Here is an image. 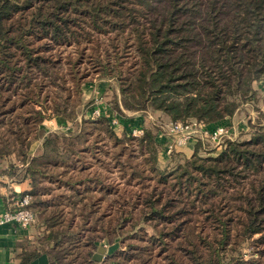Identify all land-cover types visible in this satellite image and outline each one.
Segmentation results:
<instances>
[{
  "label": "trees",
  "instance_id": "obj_1",
  "mask_svg": "<svg viewBox=\"0 0 264 264\" xmlns=\"http://www.w3.org/2000/svg\"><path fill=\"white\" fill-rule=\"evenodd\" d=\"M94 34L108 39L97 74L118 81L120 114L151 110L183 124L221 122L264 82V0H0V161L14 158L13 172L28 161L25 194L36 215L49 170L84 171L74 167L82 163L74 154L82 130L48 133L35 156L28 150L46 112L74 117L77 73L71 66L65 78L58 47L91 42ZM109 127L110 140L119 141ZM138 138L162 187L141 197L137 211L119 209L115 224L101 226L102 240L118 246L100 263L92 260L96 238L45 218L51 263L264 264V131L228 141L214 156L196 151L183 162L169 157L164 166L151 153L158 151L151 132ZM245 241L252 246L247 259L238 255ZM68 245L91 249L81 255Z\"/></svg>",
  "mask_w": 264,
  "mask_h": 264
},
{
  "label": "rangeland",
  "instance_id": "obj_2",
  "mask_svg": "<svg viewBox=\"0 0 264 264\" xmlns=\"http://www.w3.org/2000/svg\"><path fill=\"white\" fill-rule=\"evenodd\" d=\"M90 40L93 41L82 40L79 45L58 47L59 55L63 58V70L67 72L65 78H70V68L72 67L77 73L79 97L76 102L77 106H72L73 120L66 124V130L55 133L73 135L82 130V147H77L76 152H74V154H81L82 163H74V167L77 170L84 167V171L80 170L77 173L73 171L75 173L70 172L63 175L60 173V169L48 171L47 177L42 179V184L39 187L46 191L45 194L39 196L42 203H39L38 218L42 221L45 218H51L50 222H57L58 225H72V228L69 227L72 234L76 236L78 234L82 236L90 235L96 238L99 244H103L107 243V239L102 240L105 234L101 230V226H107L108 223L115 224L119 209L131 207L133 211H137L141 207V197H144L153 188L159 189L162 187L157 176L152 173L148 165L147 158L149 155L144 152V148H141L140 139L132 137L128 128L131 125L130 129L141 125L144 132H151L153 137L159 133L169 139L166 125L170 122V119L160 112L151 110L136 112L121 108L122 114L129 115L123 117L134 120L135 118L131 116H138L137 118L140 119L137 124L132 121L127 122L125 128L123 123L114 126L108 123L109 119L106 121L101 116L92 115L90 110L96 106L102 110L108 108L115 114L114 116H122L115 110V103L118 102L119 97L118 81L115 78H102L97 74V68H99L98 58L105 57L103 45L108 42V39L106 36L94 34ZM58 70L61 71V69ZM67 85H70V82ZM254 87L256 94L251 96L247 94L231 118L220 123L217 122L218 126L226 128V136L221 138L219 144L217 145V142L207 138L202 140L203 142L200 144L201 156H214L225 148L228 141L248 140L255 133L264 131V82L256 83ZM52 88L54 87L52 86ZM47 90L48 87L42 91L44 93ZM35 108L43 109L41 106L36 105ZM46 115L47 118L43 123L50 125L54 117H52L51 111L46 112ZM106 127H109L112 133L114 132L119 141L110 140L111 137L105 129ZM43 133L44 131L41 132L38 126L33 131L32 143L36 139L41 138L43 140L48 135V133L46 135H43ZM154 152L158 155L160 164L164 166L162 159L165 157L160 155V150L159 152L157 149L152 150L151 153ZM178 154L179 152H174L169 157L174 160ZM184 158L181 157V159L177 158L175 160L183 162ZM150 161L154 162L152 159ZM113 168L115 169L114 172L112 171ZM42 207L44 209H40ZM84 222H89L90 227L95 226V229L88 231L83 226L77 228ZM141 226L143 225L135 226L125 235L135 232ZM203 226H205V222H196L197 229ZM145 232L150 234L152 232L151 227L147 226ZM114 246L117 248L118 242ZM66 248L81 255L87 254V250L91 249L85 247H77L79 249H76L70 247V245ZM251 250L252 246L247 244L246 241L242 242L238 255H241L243 259H247V252ZM182 260V264H191L185 259Z\"/></svg>",
  "mask_w": 264,
  "mask_h": 264
},
{
  "label": "crops",
  "instance_id": "obj_3",
  "mask_svg": "<svg viewBox=\"0 0 264 264\" xmlns=\"http://www.w3.org/2000/svg\"><path fill=\"white\" fill-rule=\"evenodd\" d=\"M102 111L103 115L108 119L114 117L117 118L118 124L123 123L125 128L127 127V122L132 121L137 124L140 120L137 118L138 116H131L135 118L134 120L125 118L129 116L127 114H123L122 116H114L115 114H113V112L108 108ZM90 112H92V109ZM67 123H69V121L62 117H54V120L50 123V125H47L44 122L39 126V130L41 132L44 131L43 135L51 132H62L63 130L67 129ZM218 123L216 122V124L209 123L203 125L207 129H213L218 126ZM131 126L128 128L129 131H131ZM137 126L140 127L141 125ZM193 134L194 136H197L192 138L184 146L180 147L181 149L179 148L176 151L179 152V154L175 157V159H181V157L188 159L196 151H201L200 144L203 142L202 140L206 138H199L198 132ZM154 140L157 144L158 152L160 150V155L165 157L162 160L166 161V158H169V156L165 154V145L170 140L159 133L154 136ZM42 144L43 140L40 138L36 139L34 143L30 145L31 148L28 150V155L30 158L38 153V148H40ZM11 161L16 162L14 158L0 161V215L5 210L12 208L16 200L23 196L30 188V179L25 173V166L27 165L28 161L23 166L19 164L18 169L15 172L10 170L9 164ZM48 231L49 229L47 225L42 220H40L36 214L34 222L27 228H22L13 223L0 224V264H52L51 251L49 248L54 245V241L52 239L49 240L46 238ZM100 245L105 246L106 248L104 256L116 248L114 246L115 243H100L98 244V247ZM96 251L97 249L94 250L93 253Z\"/></svg>",
  "mask_w": 264,
  "mask_h": 264
},
{
  "label": "built area",
  "instance_id": "obj_4",
  "mask_svg": "<svg viewBox=\"0 0 264 264\" xmlns=\"http://www.w3.org/2000/svg\"><path fill=\"white\" fill-rule=\"evenodd\" d=\"M92 115L101 116L103 111L100 107L94 106L92 108ZM111 125H117V118L109 119ZM167 135L170 136L169 140L166 143L165 154L170 156L172 153L178 150V148L184 146L192 138L196 137L193 133L198 132L199 138H207L213 142L219 144L222 137L226 136V128L224 126H217L213 129H207L204 127L203 123L197 121L196 119L191 120L190 122L183 124L178 121H170L167 125ZM198 129V130H196ZM144 133L143 128L134 127L130 131L132 137H140ZM31 201V196L25 194L21 196L14 206L10 209L5 210L0 215V224L13 223L22 228L29 227L35 220V213L29 207Z\"/></svg>",
  "mask_w": 264,
  "mask_h": 264
},
{
  "label": "water",
  "instance_id": "obj_5",
  "mask_svg": "<svg viewBox=\"0 0 264 264\" xmlns=\"http://www.w3.org/2000/svg\"><path fill=\"white\" fill-rule=\"evenodd\" d=\"M106 252L105 246H99L97 248V251L93 253L92 260L95 262H101L104 258V254Z\"/></svg>",
  "mask_w": 264,
  "mask_h": 264
}]
</instances>
